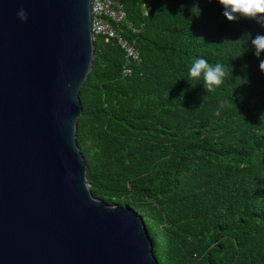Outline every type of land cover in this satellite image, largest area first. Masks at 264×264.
<instances>
[{
	"label": "trees",
	"instance_id": "obj_1",
	"mask_svg": "<svg viewBox=\"0 0 264 264\" xmlns=\"http://www.w3.org/2000/svg\"><path fill=\"white\" fill-rule=\"evenodd\" d=\"M120 3L140 62L123 77L115 41L94 38L76 123L90 194L140 216L158 264H264V27L217 0ZM198 58L232 70L214 93L189 78Z\"/></svg>",
	"mask_w": 264,
	"mask_h": 264
},
{
	"label": "water",
	"instance_id": "obj_2",
	"mask_svg": "<svg viewBox=\"0 0 264 264\" xmlns=\"http://www.w3.org/2000/svg\"><path fill=\"white\" fill-rule=\"evenodd\" d=\"M93 41L90 0H0V264H158L140 216L86 181Z\"/></svg>",
	"mask_w": 264,
	"mask_h": 264
},
{
	"label": "clouds",
	"instance_id": "obj_3",
	"mask_svg": "<svg viewBox=\"0 0 264 264\" xmlns=\"http://www.w3.org/2000/svg\"><path fill=\"white\" fill-rule=\"evenodd\" d=\"M217 3L221 6L222 14L228 21L249 20L264 27V0H217ZM190 11L195 16L201 13L198 5H194ZM17 15L21 20L27 19L23 9ZM251 43L255 49L254 55L259 58L264 53V34L258 33L251 39ZM259 69L264 73V59L259 61ZM231 74L232 70L229 73L222 64L213 65L204 58L195 59L189 70V78L202 80L207 93H214L216 88L222 85L224 79ZM223 107L224 101H221L220 108ZM215 114L219 115V110Z\"/></svg>",
	"mask_w": 264,
	"mask_h": 264
},
{
	"label": "built area",
	"instance_id": "obj_4",
	"mask_svg": "<svg viewBox=\"0 0 264 264\" xmlns=\"http://www.w3.org/2000/svg\"><path fill=\"white\" fill-rule=\"evenodd\" d=\"M144 15L149 12L148 7H144ZM125 21L120 0H90V31L93 39L96 36L102 37L105 42L115 41L116 45L123 52L125 66L121 70L123 77L131 74L130 65L134 66L140 62L138 51L133 46V41L124 39L121 35L119 25ZM131 28L130 23H126ZM131 34L138 33V29H132Z\"/></svg>",
	"mask_w": 264,
	"mask_h": 264
}]
</instances>
